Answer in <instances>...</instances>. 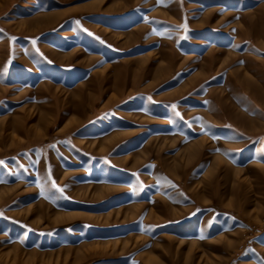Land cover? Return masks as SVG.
Here are the masks:
<instances>
[{"label": "rangeland", "instance_id": "374dc122", "mask_svg": "<svg viewBox=\"0 0 264 264\" xmlns=\"http://www.w3.org/2000/svg\"><path fill=\"white\" fill-rule=\"evenodd\" d=\"M0 264H264V0H0Z\"/></svg>", "mask_w": 264, "mask_h": 264}, {"label": "snow or ice", "instance_id": "6c2138e0", "mask_svg": "<svg viewBox=\"0 0 264 264\" xmlns=\"http://www.w3.org/2000/svg\"><path fill=\"white\" fill-rule=\"evenodd\" d=\"M0 163H2V162H0Z\"/></svg>", "mask_w": 264, "mask_h": 264}]
</instances>
